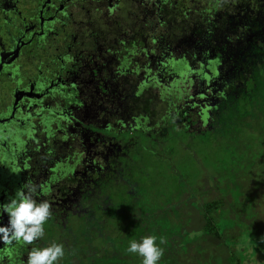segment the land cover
Instances as JSON below:
<instances>
[{
    "label": "flooded vegetation",
    "instance_id": "flooded-vegetation-1",
    "mask_svg": "<svg viewBox=\"0 0 264 264\" xmlns=\"http://www.w3.org/2000/svg\"><path fill=\"white\" fill-rule=\"evenodd\" d=\"M262 25L264 0H0V205L28 181L39 185L37 201L52 205L34 244L0 241V264H26L32 248L54 242L70 264L121 262L120 243L96 240L114 226L124 232L123 198L137 201L125 179L132 141L125 135L148 132L159 142L177 115L165 112L153 125L141 88L154 95L163 87L157 78L168 86L174 64L187 60L193 73L182 81L183 125H202L216 101L212 88L222 83L207 70L221 71L224 46L235 44L238 55L237 43ZM109 185L127 187H118L116 202ZM7 223L0 213V226Z\"/></svg>",
    "mask_w": 264,
    "mask_h": 264
},
{
    "label": "rangeland",
    "instance_id": "rangeland-1",
    "mask_svg": "<svg viewBox=\"0 0 264 264\" xmlns=\"http://www.w3.org/2000/svg\"><path fill=\"white\" fill-rule=\"evenodd\" d=\"M152 91L158 92L156 89ZM211 104L210 100L206 108ZM249 105L245 107L251 116L234 126L232 132H238L233 142L230 135L214 141L207 135L210 132L205 135L195 133L200 127H192L190 130L194 132H183L166 122L167 130L159 136V142L151 140L154 135L148 136V132L125 135L132 140L126 145L131 170H126L125 179L134 184L140 213L147 218L145 222L151 224L148 231L154 232L145 235L163 236L169 242L172 234V239L180 245L197 237L186 253L175 247L182 264H197V260L200 261L198 264L207 261L214 264L216 261L217 264H264V113L256 111L251 114L254 107ZM157 120L161 126V119ZM167 122L171 119L168 118ZM118 187L122 191L127 188L126 185ZM118 187H108L113 202L119 200ZM212 200L218 202L214 218L224 233L221 240L211 236L199 237L203 234L202 204ZM128 201L133 202L131 198ZM110 223H114L112 219ZM77 227L78 223L75 233L79 230ZM132 232L126 229L120 233L114 226V232L111 231L105 241L97 239L96 242L117 247L124 240L128 246L130 238L127 236ZM159 246H168V243ZM126 249L118 264H142L139 256L128 255ZM167 251H164L166 256L171 249ZM99 262L96 260L93 264ZM57 264H70V260L65 254Z\"/></svg>",
    "mask_w": 264,
    "mask_h": 264
},
{
    "label": "trees",
    "instance_id": "trees-1",
    "mask_svg": "<svg viewBox=\"0 0 264 264\" xmlns=\"http://www.w3.org/2000/svg\"><path fill=\"white\" fill-rule=\"evenodd\" d=\"M263 27L264 25L257 27V31L255 29L252 30L254 36L252 37L251 41L237 43L240 52L238 55L233 51L235 44L231 43V48L224 46V58L221 71L215 73L213 68L207 70L213 75H221L222 83L217 84L212 88L215 93H213V96L216 98V101L213 100L208 110L205 109L202 117L204 123L198 126L200 129L197 128V132L195 133H201L205 135L207 132H210L207 135L212 136L214 141L217 139L220 140V138H226L227 136L229 137L230 135V141L233 142V137L235 134V136H237L238 132L237 130H233L232 132L234 126H236V124H238L237 122L241 121L243 118L251 116L247 114L248 108L245 107L246 104H248V107L250 106L249 104H252L254 107L251 114L256 111H261L264 113V89L262 93L259 92V96L257 95L259 89L264 86V32L261 31V28ZM218 60L219 59H217V61ZM174 65L176 66H173V74L171 75L172 78L169 81L168 86L164 83H159L160 81L157 78L158 83L155 85V87H159L158 85L161 87L163 86L160 88V90L158 89L157 94L152 95L149 90L144 92V90H146V86L141 88L139 95L141 101L140 106L144 112H147L149 121L153 125H155L158 121L157 118L162 119L164 115V118H168V112L173 113V111H177V115H174L173 113L171 116H169V118L176 116L178 121L175 123L171 119V122L166 123L172 125L174 129H182L183 132H194L190 130L189 126L183 125L185 123L184 115L181 112L185 109L181 108V101L183 100L182 96H184V94L186 95L188 92L187 89L182 86V81L190 80L192 82V79L188 76L190 73H193V69L185 59ZM224 72L229 73L228 79H223L224 75L227 77V74ZM254 97H256V99ZM250 98L251 101L249 100ZM165 112L167 113L165 114ZM189 118L193 121V123L197 119V117L194 118V113H192ZM166 123L164 129L160 131L161 136L163 135V132L167 130ZM128 200L129 197L126 195V200H123L124 229H131V231H133L127 236L130 238V241L134 239L139 242L142 237L146 236L145 234H147V232L148 234H153L154 232L148 231V226L151 224L148 225V223L145 222L147 221V218L144 217V214L140 213L139 201H136L135 203H129ZM216 203L218 202L212 200L202 204L204 212L202 213L203 234L199 235V237L211 236L220 240L223 238V230L218 228L214 218L217 211ZM117 204L118 203H114V207H117ZM115 227H117L118 231L120 230L118 226ZM112 231L114 232V227L112 228ZM172 236L173 235L171 234V236L168 238V246L162 247L164 251L171 249V252L167 256L165 254L163 255V257L160 259V264H182L179 261V257H177L178 251L182 249V251H184L182 253H186L187 248L194 244L193 242L197 238L193 237L192 239L188 240V236H185L184 238L187 239V242L183 245H180L179 242H176V240L172 239ZM191 241L192 243H190ZM120 245L123 250L128 247L125 246L124 240L123 242H120ZM175 247H178L179 250H176ZM230 253L231 252L229 251L228 257ZM109 262L116 263L114 261ZM197 262L200 263L199 260H197L196 263ZM204 264H214V262L211 263L207 261Z\"/></svg>",
    "mask_w": 264,
    "mask_h": 264
},
{
    "label": "clouds",
    "instance_id": "clouds-1",
    "mask_svg": "<svg viewBox=\"0 0 264 264\" xmlns=\"http://www.w3.org/2000/svg\"><path fill=\"white\" fill-rule=\"evenodd\" d=\"M38 190L39 185L28 181L16 189L8 203L0 205V213L8 216L7 226H0V241L4 244L23 242L24 245H32L44 236V225L52 217V205L48 200L37 201L35 195ZM165 244V237L148 235L139 242L131 240L126 252L139 256L142 264H158L164 255V249L159 245ZM64 255L63 244L54 242L47 247L32 248L26 264H57Z\"/></svg>",
    "mask_w": 264,
    "mask_h": 264
}]
</instances>
